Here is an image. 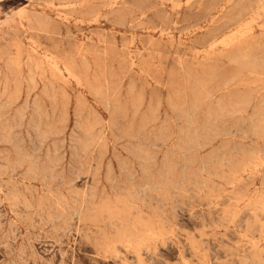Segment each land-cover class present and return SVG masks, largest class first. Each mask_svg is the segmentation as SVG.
I'll return each mask as SVG.
<instances>
[{"label": "rangeland", "instance_id": "1", "mask_svg": "<svg viewBox=\"0 0 264 264\" xmlns=\"http://www.w3.org/2000/svg\"><path fill=\"white\" fill-rule=\"evenodd\" d=\"M0 264H264V0H0Z\"/></svg>", "mask_w": 264, "mask_h": 264}]
</instances>
